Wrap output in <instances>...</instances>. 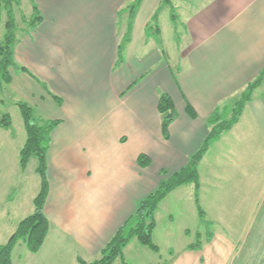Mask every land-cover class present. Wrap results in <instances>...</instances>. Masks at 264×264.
I'll return each mask as SVG.
<instances>
[{
    "label": "crops",
    "instance_id": "1",
    "mask_svg": "<svg viewBox=\"0 0 264 264\" xmlns=\"http://www.w3.org/2000/svg\"><path fill=\"white\" fill-rule=\"evenodd\" d=\"M134 1L37 0L42 22L36 30L20 28L15 62L39 81L16 70L9 84L14 103H27L46 122L60 121L47 157L44 212L50 231L35 255L44 264H67L64 249L69 264H79V258L88 264L100 260L138 203L187 166L207 138L213 114L218 111L223 121L229 120L248 85L264 70V0H200L186 13L182 56L175 62L163 50L165 29L170 26L177 33L170 8L163 0H145L134 19L124 62L117 66L119 46L129 30L125 9ZM182 1L173 0L177 11ZM147 7L138 38L135 27ZM158 11V29H149ZM32 14L31 6L29 18ZM162 93L178 112L169 140L163 137L158 110ZM187 105L197 119L187 114ZM5 146L9 152L0 154V245L33 214L40 192L25 199L28 184L23 177L18 176L20 187L5 183L10 174L15 177L17 164L22 170L23 149L16 151L10 141ZM213 151L220 169L203 174ZM141 155L150 159L149 167H140ZM10 165L15 169L8 173ZM199 176V203L212 231L206 227L193 235L185 230L187 245L166 252L158 246L160 253L152 252L149 263L140 264H238L242 256L250 264H264V237L250 242L255 229L264 232V82L239 122L211 146ZM213 183L215 191L210 192ZM174 196L196 203L195 185L176 189L161 203L153 239L160 208ZM211 214L218 217L211 219ZM239 216H246L241 232L236 229ZM195 239L198 247L191 249ZM133 240L122 255L128 264H133L127 260L133 242L140 245L134 246L135 254L145 248Z\"/></svg>",
    "mask_w": 264,
    "mask_h": 264
},
{
    "label": "trees",
    "instance_id": "2",
    "mask_svg": "<svg viewBox=\"0 0 264 264\" xmlns=\"http://www.w3.org/2000/svg\"><path fill=\"white\" fill-rule=\"evenodd\" d=\"M32 4L33 14L26 19L29 30H36L37 26L42 22L37 0H29ZM145 0H135L125 10L129 13V30L123 38L119 46V58L117 66L124 62V51L127 44L131 41L132 27L134 19ZM19 3V0H0V10L2 8L7 13L5 21V35L3 43L0 44V84L9 85L13 80L12 70H20L28 73L32 78L36 79L26 68L19 67L15 62V49L18 43V33L21 31L17 27L14 6ZM163 6L170 8L171 19L175 25L179 20L177 10L174 7L173 0H163ZM158 11L149 23V29L156 27L158 29ZM37 80V79H36ZM39 81V80H37ZM264 82V70L261 75L252 83L241 96L240 101L235 105L232 116L229 120L223 121L222 116L216 111L208 120L209 134L203 142L200 149L193 154L186 167L172 176L163 179L156 192L140 201L137 205V210L133 217L117 232L114 238L108 243L102 252V258L91 264H115L116 260L122 258L124 249L133 239H137L141 245L150 249L153 253L159 254L160 249L154 243L153 235L157 227L156 213L161 203L176 189L189 185H195V201L198 209V215L203 225L209 226L206 220L205 213L199 203L200 191V176L199 166L208 153L211 146L220 139V137L228 133L239 122L246 105L252 100L255 90ZM46 88V87H45ZM47 89V88H46ZM54 99L60 105L61 101L58 97ZM27 133L26 144L20 152V165L22 170H26L29 161L32 157L38 160L37 173L41 178V189L34 199V212L24 220H22L14 234L9 238L8 242L0 245V264H13V252L19 242H24L28 251L31 254H38L43 248L50 231V223L47 219L44 209L49 195V181L47 177L48 171V152L51 147L52 132L60 125V121H47L40 123L35 117L32 107L27 103H17ZM159 113L162 116V133L165 140H169L170 126L177 120L178 112L171 97L162 93L158 104ZM1 111V106H0ZM187 114L197 119L196 111L187 105ZM0 127L8 130L12 127V120L9 114H2ZM140 167L147 168L151 165L150 159L146 155H141L138 159ZM163 177H167L165 172H162ZM209 228V227H208ZM199 243V242H198ZM198 244L190 246L191 249H196ZM123 259V258H122ZM79 264H88L81 258L78 259ZM122 264H128L123 261Z\"/></svg>",
    "mask_w": 264,
    "mask_h": 264
},
{
    "label": "rangeland",
    "instance_id": "3",
    "mask_svg": "<svg viewBox=\"0 0 264 264\" xmlns=\"http://www.w3.org/2000/svg\"><path fill=\"white\" fill-rule=\"evenodd\" d=\"M175 4L179 3L178 0H174ZM183 3H180L179 5H182L181 7H177L179 11H177V15L179 16V20L177 22V33H175V29L171 30V27L169 26L168 30L165 29L164 31V44H163V50L168 51V53L171 55L172 62L179 60L182 56V43H183V35L185 31V19H186V13L187 11L192 10L191 7H194L199 4L200 0H183ZM187 2V3H186ZM185 3V4H184ZM151 6V3L148 4ZM31 2L29 0H19V3L16 4L14 8V15L17 23V27L22 30H29L28 24L26 22V19L29 18L31 13ZM145 11L141 13L140 19L136 24L135 30L138 38L140 37V30L139 27L144 23L146 20V15L149 13L148 7L144 9ZM7 13L2 8L0 10V44L3 43L4 35H5V24ZM152 22V21H151ZM158 22V21H157ZM21 30V29H20ZM23 31H19L18 34H21ZM179 45V47H178ZM178 48V50H177ZM180 48V50H179ZM167 53V52H166ZM177 68V67H176ZM175 68V71H176ZM15 71L12 70L13 76H15ZM0 119L2 114H9L11 116L12 120V128L10 129V132L6 133L4 131V128L0 127V130L2 133H0V154L5 152H9V149L5 146L8 141L12 142V144L15 146L16 151H19L23 145L26 142L27 133L24 128V121L23 117L21 115V111L19 107L14 103V100L12 98L11 90L9 85L6 84H0ZM35 117L39 119L40 123L46 122L41 118L39 113L35 110ZM217 151H213L211 159H209V162L204 164V167L202 168V173H208V174H217L218 170L220 169V166L218 165V158L216 157ZM19 164H17L16 167V173L15 177L12 178L14 174H10V178L5 181L7 185H11V183L14 182L15 187H20V177H23L25 182L28 184V190L23 191V198L28 199V195L33 193H38V190H40V184L41 179L40 176L37 173V167H38V160L36 157H32L29 161V164L25 171L21 170L18 167ZM15 167L14 165H10L8 169V173H11L14 171ZM19 172V173H18ZM226 175H232V172H227ZM19 180V181H18ZM25 183V184H26ZM214 183L211 187H209L210 192H214L213 188ZM17 191V190H15ZM20 192V191H18ZM185 198H175L171 197L168 201H166L162 207L160 208V214L158 219V225L159 230L155 233L154 237V243L159 246L162 251H167L169 248L174 249H181L187 243L188 240V232L186 233L185 230L191 231V233L194 235L198 231H203L206 227L210 228L212 231L213 227L212 224L209 223V226H205L202 224L199 215H198V209L195 202H189V200H183ZM263 207L260 208L261 212H264ZM258 209V208H257ZM169 215L173 216V220L169 218ZM211 219L212 217H218L214 215H210ZM263 215H261L262 217ZM232 219V218H231ZM245 219L246 216H239L238 223H236V229L241 232L243 230V227L245 226ZM209 222V221H208ZM260 225H258L259 227ZM2 227L0 226V232L2 231ZM206 230V229H205ZM251 231L248 230V238L250 236ZM264 237V232L254 230L252 237L250 239H256L257 237L259 239ZM133 241H137V239H134ZM193 240V242H195ZM199 241H196L198 243ZM134 246H140L137 243H132L131 251L128 253L127 260H129L133 264H140V263H149L150 256H153L152 251H150L147 247H142L143 252L140 255L135 254ZM64 249V248H63ZM248 249V248H247ZM66 252V258L67 264H69V258L70 254L69 251L64 249ZM13 264H44L43 258H37L35 257V254H31L24 242H19L17 246L15 247V250L13 252ZM125 261L122 258H119L116 260L115 264H122V262ZM238 264H250L249 257L248 256H242L240 259V262Z\"/></svg>",
    "mask_w": 264,
    "mask_h": 264
}]
</instances>
